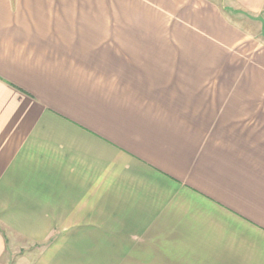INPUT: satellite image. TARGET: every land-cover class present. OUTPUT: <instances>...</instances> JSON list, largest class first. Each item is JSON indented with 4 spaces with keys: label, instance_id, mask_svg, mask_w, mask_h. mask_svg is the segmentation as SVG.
Returning a JSON list of instances; mask_svg holds the SVG:
<instances>
[{
    "label": "crops",
    "instance_id": "0c3cea01",
    "mask_svg": "<svg viewBox=\"0 0 264 264\" xmlns=\"http://www.w3.org/2000/svg\"><path fill=\"white\" fill-rule=\"evenodd\" d=\"M14 238L264 264V0H0V261Z\"/></svg>",
    "mask_w": 264,
    "mask_h": 264
},
{
    "label": "rangeland",
    "instance_id": "374dc122",
    "mask_svg": "<svg viewBox=\"0 0 264 264\" xmlns=\"http://www.w3.org/2000/svg\"><path fill=\"white\" fill-rule=\"evenodd\" d=\"M121 9H127L124 3H121ZM4 230L7 234H9L7 228H4ZM21 240L22 239L14 238L13 243L9 244V251H6L7 254L3 256L0 261V264H33L36 260H38L39 256L42 254L44 248L48 244L45 242L37 243ZM39 252L40 254L37 257V254ZM34 255L36 256V258Z\"/></svg>",
    "mask_w": 264,
    "mask_h": 264
}]
</instances>
